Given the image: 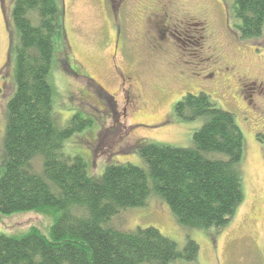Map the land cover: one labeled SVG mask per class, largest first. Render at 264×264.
<instances>
[{
    "label": "rangeland",
    "instance_id": "obj_1",
    "mask_svg": "<svg viewBox=\"0 0 264 264\" xmlns=\"http://www.w3.org/2000/svg\"><path fill=\"white\" fill-rule=\"evenodd\" d=\"M60 1L65 35L50 77L54 109L63 122L75 113L92 121L65 149L91 173L110 164L142 167L137 151L146 144L190 147L203 120L175 117V104L187 94L209 96L232 114L244 138V200L225 227H180L155 197L111 224L121 231L154 227L180 250L187 238L198 245L195 261L172 264H264V32L241 37L232 0H119V13L117 0ZM12 4L0 0V173L6 103L14 92ZM52 222L33 211L0 214V234L32 226L44 232Z\"/></svg>",
    "mask_w": 264,
    "mask_h": 264
},
{
    "label": "trees",
    "instance_id": "obj_2",
    "mask_svg": "<svg viewBox=\"0 0 264 264\" xmlns=\"http://www.w3.org/2000/svg\"><path fill=\"white\" fill-rule=\"evenodd\" d=\"M232 1L241 37L259 38L264 32V0ZM61 4L13 0L11 8L14 92L5 110L0 214L33 211L53 222L44 232L32 226L0 234V264L195 261L199 247L189 238L180 250L154 227L121 231L111 220L155 197L167 204L180 227H225L244 200L242 132L232 114L209 96L187 94L175 104V117L203 120L190 147L146 144L137 151L142 167L110 164L102 174L91 173L79 154L65 149L73 135L91 128L92 121L75 113L63 122L54 109L50 77L58 62L55 49L64 51Z\"/></svg>",
    "mask_w": 264,
    "mask_h": 264
},
{
    "label": "flooded vegetation",
    "instance_id": "obj_3",
    "mask_svg": "<svg viewBox=\"0 0 264 264\" xmlns=\"http://www.w3.org/2000/svg\"><path fill=\"white\" fill-rule=\"evenodd\" d=\"M122 1H124V3L126 4V0H122ZM116 8H117V12L119 13V0H117ZM160 38H161V37H160ZM161 39H162V38H161ZM178 41H180L181 43L184 44V41H182V40H178Z\"/></svg>",
    "mask_w": 264,
    "mask_h": 264
}]
</instances>
